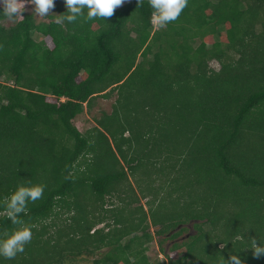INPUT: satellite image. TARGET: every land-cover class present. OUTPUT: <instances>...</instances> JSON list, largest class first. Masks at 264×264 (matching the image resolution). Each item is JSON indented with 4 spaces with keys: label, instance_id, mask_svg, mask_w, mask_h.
<instances>
[{
    "label": "trees",
    "instance_id": "trees-1",
    "mask_svg": "<svg viewBox=\"0 0 264 264\" xmlns=\"http://www.w3.org/2000/svg\"><path fill=\"white\" fill-rule=\"evenodd\" d=\"M55 8L0 17V236L33 230L0 264H264L247 248L264 245V0H189L163 29L148 0L64 25ZM29 183L44 196L13 225L3 204ZM156 239L165 261L148 255Z\"/></svg>",
    "mask_w": 264,
    "mask_h": 264
},
{
    "label": "clouds",
    "instance_id": "clouds-1",
    "mask_svg": "<svg viewBox=\"0 0 264 264\" xmlns=\"http://www.w3.org/2000/svg\"><path fill=\"white\" fill-rule=\"evenodd\" d=\"M125 0H64L66 11L57 15V22L61 25L75 24L80 20H106L112 17L116 8ZM144 0H138L143 6ZM56 0H0V17L10 22H22L27 5H34V14L38 17H47L54 9ZM189 0H148L152 9L151 22L158 29L166 28L178 20ZM45 187L42 184H20L5 200L3 207L7 218L13 225H24L23 216L27 214L29 203H35L44 196ZM33 239V230L30 226L18 227L16 230L0 236V257L14 259L25 251L26 246ZM231 241V240H230ZM232 242V241H231ZM253 250L254 255H264V245L253 241L247 247ZM245 249V248H244ZM239 253V252H238ZM238 253L232 254L229 259L220 261V264H244Z\"/></svg>",
    "mask_w": 264,
    "mask_h": 264
},
{
    "label": "rangeland",
    "instance_id": "rangeland-1",
    "mask_svg": "<svg viewBox=\"0 0 264 264\" xmlns=\"http://www.w3.org/2000/svg\"><path fill=\"white\" fill-rule=\"evenodd\" d=\"M127 1L128 0H125L124 3H126ZM50 11L53 12V13H50V14H56V12H57V10H56L55 7H54V9H52ZM26 14H34V5H32V4H28L27 5L26 11L24 12V16ZM48 16L47 17H38V16L35 15V17H36V19H37L38 22L48 21L49 20V17ZM3 23L6 24V25H12L15 22H10L8 20H4ZM211 64H212V67L215 68V69H220V67H221V65L219 64V62L216 61V60L212 61ZM115 100H116V96L113 97L112 99H105V98L99 99L97 105L95 106V108L92 109V110L86 109L85 113H83L82 115H80L75 120V123L77 124V126L83 132L89 130L90 128H92L94 126H96V123H97L96 122V118H98L102 114V112L105 111V110L111 112ZM138 192L140 193V190L139 189H138ZM175 194L179 195L180 193L175 192ZM141 201L145 205L146 208L149 207L147 205V199L141 198ZM67 217H68L67 214H63L62 216L58 217L57 218V223H59V224L62 223V221H64ZM198 222H200V221L199 220H192V221H190V222H188L186 224L181 225L178 228V230H181L184 227L188 228V230L184 233V235L182 236V238H185V237H189L191 235L198 234L197 228L195 226L196 223H198ZM102 226H104V225H101L100 227H102ZM159 228L160 227H158V226L157 227L156 226H152V228H151L152 233H155V231L157 229H159ZM178 230H174V232H177ZM164 246L169 251L170 250V247L172 246V242H170V241L169 242H166ZM172 254L174 255V252ZM148 255L151 258V260H156V259L157 260H161V261L167 260L166 255L160 250V245H159L157 239L154 240L150 244V249L148 251ZM93 260H94V256L86 255L83 258H78V259H75V260L69 259L66 264H92L93 263Z\"/></svg>",
    "mask_w": 264,
    "mask_h": 264
}]
</instances>
